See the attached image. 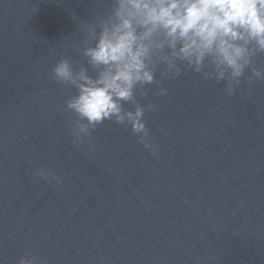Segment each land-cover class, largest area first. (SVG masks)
<instances>
[{
    "label": "water",
    "instance_id": "95a60500",
    "mask_svg": "<svg viewBox=\"0 0 264 264\" xmlns=\"http://www.w3.org/2000/svg\"><path fill=\"white\" fill-rule=\"evenodd\" d=\"M115 3L0 0V264H264V52L232 95L154 57L124 108L144 107L156 153L115 118L86 135L52 69L95 78L84 53Z\"/></svg>",
    "mask_w": 264,
    "mask_h": 264
},
{
    "label": "clouds",
    "instance_id": "9594fccd",
    "mask_svg": "<svg viewBox=\"0 0 264 264\" xmlns=\"http://www.w3.org/2000/svg\"><path fill=\"white\" fill-rule=\"evenodd\" d=\"M165 48L170 51L160 58L167 65L162 76H179L185 69L203 72L206 79L226 80L232 95L252 55L264 52V0H116L95 45L84 53L99 69L95 78L86 70L74 73L67 60L52 69L56 78L78 90L67 108L84 121L81 131L91 135L97 125L115 118L117 124L130 125L140 143L156 153L159 145L145 142L149 129L144 107L133 111L124 105L135 101L138 86L157 83L153 58ZM206 66L211 71H204ZM253 77L264 80V70L254 68L249 84ZM167 91L162 87L159 94ZM19 264L37 262L23 257Z\"/></svg>",
    "mask_w": 264,
    "mask_h": 264
}]
</instances>
